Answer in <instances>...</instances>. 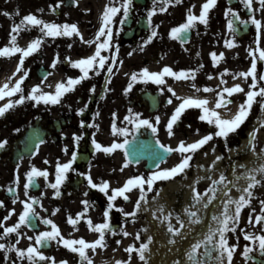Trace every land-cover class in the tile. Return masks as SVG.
I'll list each match as a JSON object with an SVG mask.
<instances>
[{
  "label": "flooded vegetation",
  "instance_id": "obj_1",
  "mask_svg": "<svg viewBox=\"0 0 264 264\" xmlns=\"http://www.w3.org/2000/svg\"><path fill=\"white\" fill-rule=\"evenodd\" d=\"M141 1L143 2L138 3L134 0V10L124 24L123 30H120L119 26L122 13L115 18L112 26L113 44L119 46V54L111 77L106 70L108 67L106 64L105 69L99 75L90 72V78L84 79L81 84L75 87L74 91L66 93L60 104L45 105L41 102L37 105L35 101L26 100L25 103L15 106L3 118H0V140H8L7 146L0 149V201H3L5 205L0 207V236L3 235L5 226H11L18 221L24 207L22 201L32 196L40 198L41 203L34 205L36 211L40 216L52 219L60 228L64 238H84L89 242L97 240L99 233L89 228L87 219L90 217L94 224L105 222L107 218L104 213L107 206L113 202H110L99 189H93L87 183L86 178L78 173L90 170L96 183L107 181L110 184L108 194L111 195L114 194L113 189L122 187L129 178L134 176L147 178L152 172L146 168L147 161L139 164L127 163L129 158L122 149H117L113 153L95 149L92 143L93 138L105 147L110 146L113 142H123V136L113 135V123L117 127L129 128L127 137L131 142L129 147L140 146L141 151L159 149L157 140L176 149L181 141L186 144L196 142L203 136L218 131L215 125L199 119L203 115L202 109L187 108L173 126L174 134L170 136L166 124L180 104L179 93L176 92L175 96L173 94L166 95L165 84L158 85L152 80L145 81L139 76L144 68H148L151 72L161 71L163 61L170 56L166 55L170 51V46L175 43L182 44L179 40L170 37V30L186 21L189 9L196 5L194 0H183L180 4H173L168 7L166 12L158 11L153 17V24L159 25V35L151 43L143 46L142 50V42L151 31L147 25V12L153 6V0ZM204 2L205 0H197L199 5ZM113 4L119 6L120 0H111V5ZM228 8L239 13V19L236 21L239 31L235 35V41L241 43L243 39L248 38L256 40L257 44L263 43L262 36L264 34L260 33L255 25L240 24V20H249L253 14L245 7L242 0H218L216 7L210 12L212 16L210 22L215 28H218L217 32L222 37L230 34L227 28L230 17L225 15ZM254 8L257 17L258 0H254ZM192 11L195 13L193 9ZM11 16H6V18L12 19ZM47 16V13L40 14L43 20ZM191 33L194 39L197 33L196 27ZM242 33L247 34L240 36ZM230 36L232 35L230 34ZM0 47L4 46L1 44ZM130 52L132 55H129ZM20 56L16 53L12 56L0 57V87L5 84H8L9 87L14 86L15 82L27 70V78L22 84L24 94L27 96L31 89L37 85L41 86L42 93L54 94L60 82L66 83L69 77L77 78L82 75L80 69L72 66V62L91 55H72L70 60L67 58L68 55H63L60 67L55 68L52 67L53 55H31L25 58L21 71L17 72L16 70L20 66ZM258 57L259 55H224V59L217 64L212 60L211 55H192L194 63L190 70H195V79L190 78L191 83L185 98L207 99L208 107L218 111L222 119H233L238 114L239 106L246 102L245 93L250 90L249 86L252 83L250 76L247 79L244 77L234 78L233 74L249 71L255 60L258 76L264 75V60H260ZM120 60L123 61L122 65L119 63ZM158 63H160L159 66ZM225 69L229 71L225 72ZM44 73H46V77L43 78ZM132 73L138 74V80L133 83L131 91L125 93V89L131 82ZM209 76L213 78L209 79ZM109 79L110 83H108ZM193 84L195 87L192 86ZM235 85H240L245 91L233 93L231 96L224 93L225 100L221 107L216 108L215 105L220 102L217 93L225 87H234ZM93 86H95L94 94L90 92ZM205 87L213 89V91H204ZM161 88L164 90L161 91ZM148 94L158 98L153 106H150L146 98ZM19 96L20 94L17 93L13 97H5L0 100V107L10 99H18ZM170 96L172 103L168 105L171 106H166V100ZM85 105L87 107L83 115L79 114L78 110L85 108ZM130 109L134 113H141L142 118L152 119L154 124L156 123L155 117L159 116L160 121L156 125L158 131L153 133L150 129L141 128L139 133L135 132V125L126 119L130 115ZM82 120L85 121L84 127H81ZM94 124H98L99 128L94 127ZM17 128L20 129L19 132L15 131ZM254 131L256 132L255 145L264 146V110L259 103L253 105L245 122L236 132L230 133L227 139L215 136L212 141L199 149L190 162L191 167L199 152L213 145L223 153L225 158L223 173L231 180L236 161L250 157L253 152L251 134ZM34 133H38L39 139H43L45 142L40 144ZM75 135L82 136L78 142V149L74 139ZM133 137L136 139L133 140ZM37 145L38 151L36 150ZM65 146H67V152L64 151ZM257 149L262 150L258 147ZM76 151H78V156L73 165L76 171L68 172L67 179L59 189L61 195L56 196V190L48 185L55 182L57 163L70 161L73 152ZM183 155L178 151L171 152L161 162L160 169H171L176 166L182 160ZM126 163L127 166H125ZM33 166L40 170H47L49 175L47 178L36 177V184L26 192L27 173ZM191 167L186 170L190 171ZM114 169L115 171H113ZM17 174L19 175V184L16 183ZM179 177H182V174L169 180L157 181L153 191H145L147 200L169 181ZM9 186L16 191L9 192ZM145 190H147V185H145ZM127 195L129 197L127 200L123 197L116 199L114 203L117 207L111 212V224L116 228L117 234H106V247L97 246L95 250L87 249L92 264H126L129 262V256H131L129 264H144L139 259L138 253H129L126 249L133 244L139 247L142 242L146 241L145 232L142 230L145 229V224L148 221L152 222L153 220L141 210L135 216H125L120 212L118 208H123L128 213L136 211V202L140 200L141 195L140 190L132 189ZM83 201L89 203L85 205L82 203ZM122 201L128 206L124 207ZM143 202L140 201L141 209ZM13 208L15 209L14 214L11 212ZM57 208L59 211L53 215ZM79 213H84V217L77 225L73 226L68 222V218L71 216L75 219ZM6 217L7 219H5ZM33 223L36 224V228L28 226L22 228L24 238L20 239L18 247L27 248L35 243L34 240H28V236L35 237L39 231L51 230V226L43 224L42 221L36 220ZM121 230L127 231L130 235L124 236ZM137 233L141 235L140 240L135 238ZM15 241V233L11 234L6 241L0 240V242L7 243H15ZM42 250L47 256L54 257L57 262L66 260L68 264H81L79 254L72 252L63 243L52 241ZM8 256L17 260V264H21L14 252L9 254L2 250H0V264H10ZM23 264H29V262L24 260Z\"/></svg>",
  "mask_w": 264,
  "mask_h": 264
},
{
  "label": "snow or ice",
  "instance_id": "obj_2",
  "mask_svg": "<svg viewBox=\"0 0 264 264\" xmlns=\"http://www.w3.org/2000/svg\"><path fill=\"white\" fill-rule=\"evenodd\" d=\"M74 3L77 0H73ZM183 0H153V6L147 12V25L149 27L150 34L147 38L142 42L141 50L143 46L148 45L152 42L153 39L157 38L159 25L153 24V17L157 14V12H166L168 7L173 4H180ZM65 3V0H58V3L55 4L51 10L53 12L57 11V9ZM218 0H205V2L201 6V11L199 15H196L192 9H189L186 21L179 26L173 27L170 30V37L172 39L180 40L181 43H187L189 40V33L197 26L198 23H202L207 26L209 24L210 12L213 8L216 7ZM242 3L247 7L253 14L251 15L249 20H240V24L247 25L251 23L255 25L256 29L259 31L264 28V19H258L255 14L254 8V0H242ZM259 10L262 15H264V0H258ZM195 5L192 6L194 8ZM134 10V0H120L119 6L115 4L110 5L103 12V26L99 29L98 35L95 38V41H100L101 37L105 39L100 41L95 48L94 54L85 58L78 59L72 62V66L74 68L80 69L82 75L77 78L69 77L67 82H60L57 85L55 93H42L41 86L37 85L31 89V92L26 96L24 94V90L22 88L23 81L27 78L28 72L25 70L24 75L20 76V78L15 82L14 86L9 87L8 84H5L3 87H0V100H3L5 97H13L17 93L20 94L18 99L12 100L10 99L6 104L0 107V118H3L5 114L13 109L15 106L25 103L26 100L35 101L38 104L43 102V104L48 105H56L60 104L62 97L71 91L75 90V87L83 82L84 79L90 78V72L99 75L102 70L105 69V65L107 64V72L109 77L113 73V68L116 66L117 57L119 54V46L113 44V24L115 22V18L118 14L122 13V19L119 20L120 30H123L124 24L130 18L131 13ZM40 12H43L44 9H40ZM16 15H19V9L16 10ZM5 16H11L12 14L9 12H4ZM225 15L230 17L228 19L227 28L230 34L232 35L231 40H226L225 44L228 47L235 46V35L239 31V27L236 24V21L239 19L238 11L228 8L225 12ZM38 27L39 32L42 33V36L35 38L27 47H21L18 45L17 38L19 34L27 29ZM73 34L80 35V38L83 39L81 33H79V29L76 24H57L52 22H47L42 18H39L36 14L29 13L24 15L19 23H14L12 27V32L10 33V45L4 46L0 48V57H8L12 56L16 53H20V66L17 68V72L21 71L23 67L25 58L31 56L35 52H37L44 39L46 37H58V36H73ZM95 41H87V43L91 44ZM108 51L109 55H102V52ZM129 55H132L130 52ZM255 56L256 53L253 52ZM212 60L215 63H219L220 60L224 59V54L220 53L219 57L216 52L211 53ZM260 60H264V49H260L259 57ZM69 60L71 58H68ZM111 60V63L109 61ZM59 62V54H57L56 61L52 64V67H56V63ZM119 63L122 65L123 61L120 60ZM229 70L225 69V72ZM127 75V74H126ZM175 77L177 79L180 78H188L191 76L192 79H195V70L190 71H174L170 66H165L159 72H151L148 68H144L141 70L139 76L141 79L147 81L152 80L158 85H164L166 83L164 77L165 76ZM223 73L221 76L223 77ZM235 77H244L247 79L249 76L252 79V83L249 86L250 90H248L246 94V102L239 106L238 114L233 119H222L220 113L208 107L209 101L207 99L201 98H192L188 97L183 99L182 102L176 107L173 115L170 117L169 122L166 124V128L169 132V135H173V126L180 119L181 115L187 108H198L203 110V115L199 117L202 121H207L210 124L215 125L218 128L216 133H209L203 136L200 140L192 143L186 144L184 141H181L176 149H173L171 146L164 145L157 140V144L159 145V149H163L165 152H173L178 151L183 155L182 160L176 166L171 169H160V163L163 162L164 157L161 156L159 149H153L151 152V156L156 165V171H152L150 176L145 178L144 176H134L129 178L126 183L122 187H118L113 189V193L109 195L110 184L107 181H102L100 183H96L91 175L90 170L88 172H79L80 176H84L87 180V183L93 189H99L103 192L110 203L104 216L107 218L105 222L94 224L91 218L87 219V225L90 229L99 233V238L94 242H89L84 238L80 239H67L64 238L61 234V230L55 222L46 217L40 216V214L36 211L34 205L40 204L39 197L29 196L26 200H23L22 203L24 205L23 211L19 215L18 221L11 225L5 226L3 235L0 236V240L6 241V239L13 233L16 235L15 243H7L0 242V250L5 253H15L18 260L23 264L24 260H27L29 264H68L66 260H61L57 262L54 257L47 256L45 252L42 250L46 246L50 244L52 241H56L57 243H63L64 246L69 248L72 252L78 253L80 256L81 264H92L91 258L87 253V249H93L97 246L106 247V234L111 233L112 235L117 234L116 228L111 224V212L117 206L115 205V201L118 197H123L125 200L129 199L127 193L132 189L138 188L140 190V200L136 202V211L133 213L125 212L123 208H118V210L124 213L125 216H135L141 210L140 201H144L147 203V196L145 191L151 192L153 191L157 181H164L174 178L178 174H183L186 172V169L191 167V161L193 159L194 154L201 149L204 145H206L209 141H212L215 136L223 137L227 139L230 133L236 132L237 129L241 127V125L247 119L252 107L254 104L259 103L261 105L262 110H264V75L258 76L257 73V64L254 60L251 64V68L249 71H244L240 73L233 74ZM212 76H209V79H212ZM131 82L128 84L125 89V93H128L133 88V83L138 80V74H131ZM110 83V79L108 81ZM195 87V85H192ZM258 89V90H257ZM164 89L161 88V91ZM199 91V89H197ZM172 92L173 96L176 95L175 91L169 89ZM204 91H213V89L204 88ZM245 90L240 85H235L234 87H225L223 90L217 95L220 98V102H218L215 107H221L223 101L225 100L224 93H227L231 96L233 93L244 92ZM92 94L95 93V86L90 89ZM259 98V99H258ZM91 99V97H90ZM229 103L231 101H228ZM168 103H172V97L170 96L168 99ZM85 108H80L79 114L83 115ZM130 115L126 117L129 123L135 125V132L139 133L141 128L150 129L153 133L158 131L157 124L160 121V117H155V124L152 119L142 118L141 113H134L130 109ZM99 115V113H96ZM85 121H81V127H84ZM94 127L99 128L98 124H94ZM15 131L19 132L20 129L17 128ZM199 132V129H197ZM112 133L113 135L119 134L123 136V142H113L110 146L105 147L100 142L96 141L93 138L92 143L95 146L96 150H102L105 153H113L117 149H122L124 153L127 155L133 149L129 147L130 141L127 139L129 134V128L127 127H117L115 123L112 125ZM34 135L38 137V133H34ZM253 142L251 147L253 150L255 149V136L256 132L254 131L252 134ZM75 141L78 142L82 139V136L75 135ZM136 137H133L135 140ZM45 141L43 139H39V143L43 144ZM8 140L3 139L0 140V149H3L7 146ZM38 151V145L37 149ZM67 146L64 147V151L67 152ZM215 151V149H213ZM231 151V149H229ZM207 155V153H205ZM78 151L73 152L72 158L70 161L65 163H57L56 166V179L54 183H49V187L55 189V195L60 196V186L67 179V174L69 171H76L73 168L74 163L77 160ZM264 158V155H262ZM223 159L221 156L216 157V161ZM132 158L129 156V160L127 163H131ZM136 163H139V160H135ZM127 163L125 166H127ZM216 162H213L212 169L215 170ZM240 167H246L245 165H240ZM115 171V169L113 170ZM123 171V168H121ZM49 173L47 170H40L35 166L27 173V181L25 183L26 192L31 189L36 184V177L43 176L47 178ZM259 177V178H258ZM245 179L247 181V186L241 188V195L238 199L232 198L229 194L231 192L232 186H237L239 180ZM16 183L19 184V175L17 174ZM199 183V180L196 181L195 184L190 185L191 201L192 203L186 205L180 212H174L172 210L166 209L164 205H158L156 208V212L161 213V215L156 216V220L158 221L160 226H163L166 230V234L168 236L167 244L162 245V247H168L169 251H172L181 241L187 239L185 236V232L188 230L195 231V225L201 224L204 222L203 212L209 208L210 205L213 204L214 201H219L220 204L223 205V211L220 214H212L211 220L214 222L213 225L208 226L205 231L200 233L198 239L192 242L184 256L186 257V261L184 259H173L171 264H205V261L201 258H213L212 254L217 253L214 257L216 264H232L234 252L239 248L238 243L230 244L228 233H235L237 228L239 227L240 215L244 207L251 204V200L253 197V190L257 185L264 184V163H260L258 166L253 167L250 170H246L242 175H235L234 179H228V177L221 173L219 179H212L211 186L205 190V192L201 193L196 184ZM145 185H147V190H145ZM9 192H15L16 189L9 186ZM162 192V189L157 190V195ZM86 195V193H85ZM16 202L15 200L13 201ZM85 205H87L88 201H83ZM232 205H235L234 209ZM261 205H264V200H261ZM4 202L0 201V207H4ZM42 207V204H41ZM196 208V211L193 209ZM57 208L55 212H58ZM255 212V209H252ZM11 212L14 214L15 209H11ZM155 215V213H154ZM84 217V213H79L77 217L74 219L71 216L68 218V222L73 226L77 225ZM7 219V217L5 218ZM252 216H249V223L252 222ZM39 220L42 221L45 225H50L51 230L39 231L38 235L35 237L28 236L27 239L35 243L28 246L27 248L18 247L20 239L24 238V234L22 228L24 226H28L31 228H36V224L33 222ZM173 220L176 223H173ZM256 223L260 224L261 221H264V208L261 209V214L255 217ZM123 231V230H121ZM142 231L147 232L148 229L145 228ZM243 231V229H241ZM124 236L130 235L127 231H123ZM244 237L246 240L250 241L251 244H246L242 251V256L245 258V261H252L253 264H264V261H256L253 253L258 249L261 256H264V227H262L261 234L256 235L255 233H244ZM137 240H140V233L136 234L135 237ZM236 240H239V236H236ZM119 243V241H118ZM155 243L154 235H148L146 242H142L139 247H136L135 244L126 249L129 253H138L139 259L144 262V264H150L153 256L154 249L152 245ZM78 245V246H77ZM203 247L204 251L201 254L200 249ZM10 264H17V260L12 259L11 256H8ZM131 260V256H129V262ZM126 262V264H129Z\"/></svg>",
  "mask_w": 264,
  "mask_h": 264
},
{
  "label": "rangeland",
  "instance_id": "obj_3",
  "mask_svg": "<svg viewBox=\"0 0 264 264\" xmlns=\"http://www.w3.org/2000/svg\"><path fill=\"white\" fill-rule=\"evenodd\" d=\"M91 1L93 2L90 3ZM94 1L95 0H77L76 5L73 7L61 5L59 8L63 13H61L59 17H56L51 8L58 3V0H19V6H17L16 0H0V45L8 46L10 44V33L12 32L13 24L19 23L24 15L33 13L41 18L40 14L49 13L50 16H47L45 21L57 24L74 23L77 25L83 39H81L78 34H73L71 37H46L40 49L32 55H93L97 44L105 39L101 37L100 41H95L99 29L103 26V12L111 5V0H101L95 3ZM88 2L90 5L87 4ZM12 5H14L13 8ZM17 9H19V15L15 14ZM40 9H44V11L40 12ZM6 11L12 13L11 17L13 20L11 18L9 20L6 18L4 15ZM260 19H264V15L261 14ZM200 26L203 27L205 25L200 23ZM205 30L208 29L205 28ZM40 36H42V33L39 32L38 27H33L22 31L17 38V42L19 46L27 47L32 40ZM231 39L232 38L229 36L228 40ZM204 40H206V38L202 37L199 44L171 46L170 52L166 54L170 56L163 61V67L170 66L176 72L182 70L188 71L194 63L191 55H211L212 52H216L217 55L220 53L224 55H253V52H255L256 55H258L256 47H252L251 44L253 39L239 46L235 43L234 47H228L222 39L217 41V44L212 45L208 42H204ZM87 41H95V43L92 47L87 48L86 46L89 44ZM19 55L21 54L19 53ZM164 79L166 81L165 92L167 95L172 94L169 89L176 92L177 90L185 91L189 88V84L191 83L190 77L186 79H177L166 75ZM181 102L182 100L180 99L179 103ZM258 186L260 187V185ZM198 188L200 192L205 190L202 188V185H199ZM258 191H264V188L257 187L253 190L251 204L243 208L237 231L235 233H228L230 238L229 243L239 244V248L234 252L232 264H253L252 261H245V258L242 256V251L246 244H251L250 241L245 239L244 233L248 232L259 235L261 234L262 227H264V221L257 224L255 220V217L260 215L261 209L264 208V205H261V200H264V194L255 197ZM123 205L127 206L124 203ZM252 209H255V212H253ZM249 216L253 218L251 223H249ZM241 229H243V231H241ZM237 235L239 236L238 241L236 240ZM257 251L258 249L254 253Z\"/></svg>",
  "mask_w": 264,
  "mask_h": 264
},
{
  "label": "bare ground",
  "instance_id": "obj_4",
  "mask_svg": "<svg viewBox=\"0 0 264 264\" xmlns=\"http://www.w3.org/2000/svg\"><path fill=\"white\" fill-rule=\"evenodd\" d=\"M264 155V149L254 150L252 156L248 158L246 161L238 162L234 168H233V177L234 179L235 175H242L246 170H250L253 167L258 166L260 163H264V160H259L258 157ZM220 156L215 154L210 159L205 157V155L200 156L199 159L196 160L195 164L192 167L194 175L192 177H189L187 173H185V177L181 180H178L175 183L168 184V187L164 189L162 192L159 193L156 197L149 200V202L144 203L143 210L148 214L149 217H152V219L155 220L156 223L158 221L156 220V216L161 215V213L156 212V208L158 205H164L166 209L172 210L174 212H180L186 205H189L192 203L191 201V191L189 186L196 183L197 180H199V183L196 184V187L198 188L199 185H202V188H206L211 186L212 179H218L223 171L222 166H220L221 161H216V157ZM213 162H216L215 170L211 167H207L208 164L213 165ZM240 165H245L246 167H240ZM259 178V177H258ZM247 186V181L245 179H241L238 182L237 186L231 187L230 196L234 199H238L241 193V188ZM205 189V190H206ZM199 190V188H198ZM202 191L201 193L205 192ZM235 205H232V208L234 209ZM197 209L194 208L193 211H196ZM223 211V205L219 203V201H214L212 205L209 206L207 210L203 212L204 216V222L198 225H195V231L188 230L185 232V236L187 237L186 242V250L188 249L189 245L194 242L196 239L199 238L200 233L202 231H205L208 226L213 225V221L211 220L212 214H220ZM155 213V215H154ZM173 223H176L175 220H173ZM159 224V223H158ZM155 225L148 224L146 228L148 231L146 232V237L148 235H154L155 243L152 245L154 252L151 260V264H171V261L173 259H179L180 258V252H181V246L183 242L181 241L175 248H173L172 251H169L168 247H162V245L167 244L168 236L166 234V230L163 226H158L159 230V237L161 239L160 245L158 246L156 241V233H153L152 227ZM158 246V248H156ZM158 249V250H157ZM203 247L200 249L201 254H203ZM217 255V253H213V258H207L201 256V258L205 261V264H216L214 257ZM184 260L186 261V257L184 256Z\"/></svg>",
  "mask_w": 264,
  "mask_h": 264
},
{
  "label": "water",
  "instance_id": "obj_5",
  "mask_svg": "<svg viewBox=\"0 0 264 264\" xmlns=\"http://www.w3.org/2000/svg\"><path fill=\"white\" fill-rule=\"evenodd\" d=\"M186 242H187V239L183 242V244L181 246V252H180V258L179 259H184V253H185V249H186Z\"/></svg>",
  "mask_w": 264,
  "mask_h": 264
}]
</instances>
